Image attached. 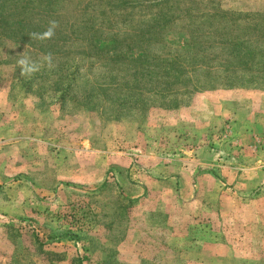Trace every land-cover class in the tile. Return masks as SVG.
<instances>
[{"label":"rangeland","instance_id":"1","mask_svg":"<svg viewBox=\"0 0 264 264\" xmlns=\"http://www.w3.org/2000/svg\"><path fill=\"white\" fill-rule=\"evenodd\" d=\"M31 1L58 48L0 41V264H264V0Z\"/></svg>","mask_w":264,"mask_h":264},{"label":"trees","instance_id":"2","mask_svg":"<svg viewBox=\"0 0 264 264\" xmlns=\"http://www.w3.org/2000/svg\"><path fill=\"white\" fill-rule=\"evenodd\" d=\"M20 6L27 5L32 6L33 1L24 2V0H18ZM52 13L41 12L38 17H32L26 19L21 12H17L15 7L7 5L4 0H0V41L1 39H10L11 43L15 44L18 48L26 46L27 48L40 51H48L49 53H55L58 48L54 47L56 42L53 39L39 41L31 39L32 33H42L47 29V25L44 22V18H51ZM42 21L43 24L38 23ZM23 49V48H22ZM58 86V84L56 83ZM67 91V90H66Z\"/></svg>","mask_w":264,"mask_h":264},{"label":"clouds","instance_id":"3","mask_svg":"<svg viewBox=\"0 0 264 264\" xmlns=\"http://www.w3.org/2000/svg\"><path fill=\"white\" fill-rule=\"evenodd\" d=\"M58 24L55 20L50 21L47 29L42 33H32L31 39L44 41L50 40L55 36ZM19 58L17 60V65L20 70V75L25 78H31L36 73L40 72L42 68L47 66L49 69L53 68V58L51 54L44 55L41 60H34L27 51L22 54L17 55Z\"/></svg>","mask_w":264,"mask_h":264}]
</instances>
